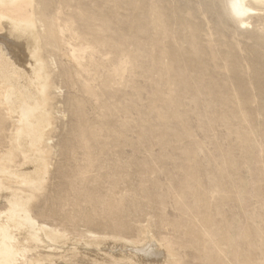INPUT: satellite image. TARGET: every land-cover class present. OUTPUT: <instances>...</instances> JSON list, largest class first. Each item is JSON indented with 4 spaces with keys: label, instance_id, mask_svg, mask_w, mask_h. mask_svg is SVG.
<instances>
[{
    "label": "rangeland",
    "instance_id": "1",
    "mask_svg": "<svg viewBox=\"0 0 264 264\" xmlns=\"http://www.w3.org/2000/svg\"><path fill=\"white\" fill-rule=\"evenodd\" d=\"M230 1H41L51 41L49 73L37 66L31 71L29 53L8 51L28 67L9 70L15 84L9 83L5 95L11 111L22 113L16 122L26 136L14 140L31 142L30 132L48 115L32 107L33 101L44 106L47 82L54 86L53 155L44 190L33 202L21 195L30 196L22 185L0 190V233L28 221L12 232L18 231L15 243L29 260L24 264L56 258L66 264H140L134 248L145 243L157 250L162 239L189 252V264H206L198 252L204 227L213 229L203 240L213 256L214 242L225 236L221 227L234 241L241 237V256L255 254L252 235L261 219L256 193L264 199V12L250 14L249 27L241 25L230 13ZM50 15L59 17V27L51 26ZM10 22L18 23L14 29L23 25ZM34 155L33 162L7 172L15 177L33 171ZM30 184L33 190L41 186ZM147 221L153 233L133 243L137 227ZM56 226L99 234L117 230L125 237L80 243L65 233L69 240L54 241ZM247 231L245 241L240 235Z\"/></svg>",
    "mask_w": 264,
    "mask_h": 264
},
{
    "label": "bare ground",
    "instance_id": "2",
    "mask_svg": "<svg viewBox=\"0 0 264 264\" xmlns=\"http://www.w3.org/2000/svg\"><path fill=\"white\" fill-rule=\"evenodd\" d=\"M41 1L42 0H0V170H1V172H0V177H1L0 178V190L3 188L4 189L5 188L14 189V188H12L14 186H16V187L19 186V189H21L20 185H22L23 187H25L24 190L26 192H29L30 196L27 195L28 193L27 194L24 193L25 195L21 194L22 192H19L18 194L26 196L27 199H29L32 202L35 201L34 199H38L40 192L43 191L45 188L44 184H45L46 180H44V179L48 173V166H50V164H51L52 155H53L52 154V147H51V140H52L51 139V133L53 132L52 127L54 125L53 124L54 119H53V110H52V106H51V100L53 98L51 99V97H52V91L54 89V86H53L51 81L47 82L46 91L43 94V95H45V99H46L44 106H41L38 102H36V100H34L35 102L33 101V104H32L33 106L31 105L32 107L35 106L36 109L43 107L46 111L48 110L47 111L48 115H43V117L41 118L40 124H38L37 127L34 126V128H33L34 130H32L31 132L29 131L31 137H33L32 138L33 141H31V142H29V140L28 141L27 140L21 141L20 137H18L20 140V141H18V143L16 142V140H14L15 137H17L16 136L17 134H19L18 136H21L22 138H23V135H25L24 132H21L23 127H22L21 131H19L18 128L21 125H19L16 122L22 113H20L21 111H17V112L11 111V109L8 106V102H7L5 95L8 91L7 87L9 86V83L13 82L11 77L9 76V70H11L13 68H18L19 70H22V69L24 70L25 67H28L27 65L25 66V64H26L25 63L24 68H22L23 66L20 63L21 61L19 63H17L18 61H16V57L14 55H12V57L14 56L15 60H13L14 57L12 59L9 56L10 54L17 52L15 50H18V52L19 51L21 52V50H22L23 52L29 53L30 64L32 66L31 71H33V69L37 66V67L45 69L47 71V73H49V67H50L49 65L51 62V56L49 55L50 58L47 57V53H49V52L47 51L46 46H48V43H51V41L50 42L47 41V39H50L47 37V35L45 33V28L47 25L45 22H43V19L40 16L42 14V11H43V8L41 7ZM52 2H51V4L53 5L54 3H52ZM68 2H69V0H68ZM230 2H231L230 6H229L230 13L232 16H235L237 18L239 24H241V25H247L248 26L250 24V21L253 18L252 16H250V14H252V13H263L264 12V0H231ZM52 10H53V8H52ZM52 13H53V11L51 12V14ZM50 17H51V15H50ZM14 20L20 22L19 24L24 25L27 23V25H24L25 27L23 25H21L18 29H14V26L16 24H18V23L13 24L12 22H10V21H14ZM59 20L60 19L58 16L57 17L53 16V18L51 19V26H53L54 28L59 27V25H60ZM63 20H65V19L63 18L62 21ZM48 24L50 25V23H48ZM57 29H55V31ZM4 30H5V32H4ZM51 32H53L52 29H51ZM60 32L62 34L61 30H60ZM56 33H57V31H56ZM51 40H52V38H51ZM8 51L9 52L15 51V52H11L9 54ZM16 55H18V54H16ZM19 57H21V56H19ZM22 63H24V62H22ZM13 70H16V69H13ZM41 73H42V71H41ZM45 75H46V73H45ZM47 79H49V76L47 77ZM13 87H14V85H13ZM10 92L8 93V95L10 94ZM11 95H13V94H11ZM40 102L42 103V101H40ZM36 109H35V111H36ZM246 113L249 114L248 112H246ZM16 114H17V117H15ZM258 115L261 116V113L258 112ZM28 118H29V116H28ZM28 121H30V119H28ZM28 121L26 123H28ZM9 122H11V125H12V129L10 131L7 128V123H9ZM246 122H247V119H246ZM37 123H39V122H37ZM37 123H36V125H37ZM30 126H31V123H30ZM261 132L264 133V131H261ZM257 134L254 133V136H255V138L258 139V137L260 135H257ZM254 145H255V143H254ZM30 155L36 156L34 161H36L38 163V166L36 168H34L35 167L34 166L32 169L33 171H30V170H29L30 172L29 171H25V172L22 171L19 174V176H15V177H14V175L10 176V173H8L10 171L9 168L19 167L20 165H22V163L24 164V163L31 161V159L29 160ZM2 156H4V157L1 158ZM262 160L264 161V150H263ZM263 161H261V162H262V166L264 168V162ZM31 162H33V161H31ZM36 162H34V163H36ZM30 164H32V163H30ZM7 170H9V171L7 172ZM35 181H38L41 186H39L33 190L30 187V186H32V184H30V183H34ZM19 189L17 191H19ZM258 190H259V188L256 187L255 192H258ZM14 191H15V189H14ZM14 194H15V192H14ZM14 194H13V196H14ZM11 196H10V198H11ZM16 197H17V195H16ZM20 197L22 198V202H23V200H26V199H24V197H22V196H20ZM255 199H256V201H255L256 217H258L259 219L261 218L259 221L258 220L255 221V222H258V230H257V232H255L254 235H252L254 240H256V244H255L256 252H255V254L251 255L250 252H247L248 254L250 253V256H241V251L239 248L241 237H240V239L237 238V240L234 241L232 234H230V231L229 230L225 231L224 228L221 227L219 229V232L225 236H223L224 239H222V240L220 239V240H217L216 242H214L215 246H213V248L215 250V252H214L215 254L213 256L212 255V253H213L212 249H209L207 247L206 241H203L204 239L206 240V238H207L206 236H210L213 233V229H211L210 232H208L207 228L204 227L200 230V234L203 237V238H200L201 242H203V247L200 250H198V252H200L199 254L205 255L206 264H264V221H262V217L264 216V214H262L263 206L261 205L262 203H264V199L261 197L260 192L256 193ZM29 200L26 201V202H28L27 205H29V203H30ZM14 201H15V199H14ZM11 204H15V203H11ZM26 206H24V207L28 208V206L27 207ZM12 210H13V207H12ZM8 211H9L8 214H10V212H11L10 208ZM5 213L6 212H4V214ZM14 213H15V211H14ZM14 213H12V214H14ZM8 214H6V215H8ZM10 216H12V215L10 214ZM14 216H15V214H14ZM2 218H4V217L2 216L1 219ZM7 218L9 219V217H7ZM13 218L15 219V217H13ZM21 219H22V217H21ZM208 221L209 220H207V222ZM259 222H260V224L263 223L262 224L263 227L260 228ZM25 223L27 224L28 221L26 222V221H23V219H22V220H20V222H18L16 224V226L12 224L11 227L10 226L6 227L1 231V233H0V264H10V262H13V264H16V263H14L15 260H20L22 263L25 260H28V258L25 257V252L22 249L20 250L19 246L15 243V241H20V239H17L16 237H14V235L16 236L15 233L16 232L18 233V231H15L14 235L12 234V232L14 230L21 228L23 225H25ZM7 224H8V222H7ZM9 224H11V223H9ZM13 226H15V227H13ZM207 226H209V225H207ZM33 227L34 226H32V228ZM35 227H37V225ZM124 227H125V225H124ZM122 229L123 228H121V230ZM51 230H52V228H51ZM38 231L39 230H37V233H36L37 235H39ZM44 231L46 233L48 231V229L46 231L44 228ZM27 232H29V231H27ZM56 232L57 233L63 232V233H62V235H59V234H56ZM137 232H138V235L136 236V239H133L134 240L133 243H136L138 245V243H141V241H142V239H141L142 233H144V232L145 233L146 232H149V233L152 232L153 233L152 226L149 223V221H147L146 226H145V224L143 225L142 223H140V225L137 227ZM30 233L32 234V232H30ZM41 233H43V232H41ZM65 233L69 237L70 236H72L73 238L78 237V241L80 239H84V238H91L93 240L94 239L95 240H103L105 238H109V236L115 240H119V239L121 240L123 237H125V235H122L121 232L117 231V230H113V232L109 233V234L107 232H104V233L102 232L99 234L96 232H92L90 230L85 231V232H77L76 230H71V229H68L65 227L62 229L61 228L59 229L57 226L55 227V232L53 230L51 231V234H52L51 236H52V239L54 241L65 242L66 239L69 240L68 238H66ZM149 233H147V234L149 235ZM248 233L250 234L249 231H247V234L243 232V233H241L240 236H242V239H244L246 241L248 236H249ZM19 234H21V232ZM25 234H26V232H25ZM63 234H65V235H63ZM21 235L24 236V234H21ZM27 236H28V234H27ZM25 237H26V235H25ZM30 237H31V235H30ZM32 237L34 238L35 236H32ZM27 238H29V237H27ZM41 238L42 237H40L39 239H41ZM43 238H45V237L43 236ZM144 238H146V236ZM147 238L149 239V236H147ZM22 239H23V237H22ZM34 239H36V238H34ZM26 242H28V241H26ZM130 242H132V241H130ZM130 242H129V246L133 245V244L130 245ZM42 243H43V241H42ZM105 243H107V242H105ZM160 243H162L163 246L157 245L158 246L157 250H154V249L151 250V247H149L148 244H145V243H141L138 247L134 248L133 257H135V258L138 257V261L136 260V262H139L140 264H189V262L187 261V258L190 257L189 252H187V251L180 252L177 248H175L173 246L171 241L168 239L167 240L162 239V240H160ZM226 243L228 245H226ZM77 244H78V242H77ZM187 244H188V242H187ZM249 244H250V240L248 241V246H249ZM79 245H81V244H79ZM102 246H104V245H101V247ZM98 247H99V245H98ZM98 247L96 246L95 248H98ZM114 247L116 248L118 246L114 245ZM47 251H49V250H47ZM97 251H103V250H100V247H99V249H97ZM108 251H113L112 247ZM34 253H36V252H34ZM92 254L94 255L95 253L92 252L91 255ZM72 255H74V253H72ZM153 256H155V258ZM97 257H98V255H97ZM120 257H122V256H120ZM38 258H40V257L38 256ZM42 259H44V258H42ZM56 259H54V261H51L48 263L46 262V263L47 264H66V262L61 263L60 261H57ZM81 262L87 263V262H84L83 260H81ZM120 262H122V261H120ZM133 263H134V261H133Z\"/></svg>",
    "mask_w": 264,
    "mask_h": 264
}]
</instances>
